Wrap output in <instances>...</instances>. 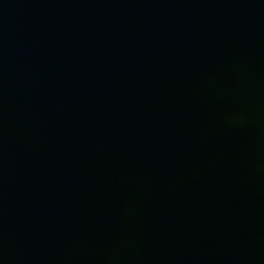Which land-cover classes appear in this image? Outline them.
Instances as JSON below:
<instances>
[{"label":"water","instance_id":"1","mask_svg":"<svg viewBox=\"0 0 264 264\" xmlns=\"http://www.w3.org/2000/svg\"><path fill=\"white\" fill-rule=\"evenodd\" d=\"M0 264H264V0H0Z\"/></svg>","mask_w":264,"mask_h":264}]
</instances>
